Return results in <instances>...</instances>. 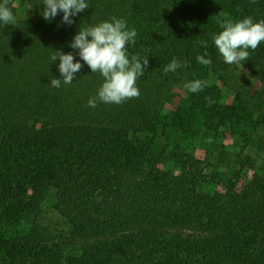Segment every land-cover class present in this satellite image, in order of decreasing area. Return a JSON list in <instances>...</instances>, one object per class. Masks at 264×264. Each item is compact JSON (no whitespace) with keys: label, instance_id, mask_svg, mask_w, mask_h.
<instances>
[{"label":"trees","instance_id":"obj_1","mask_svg":"<svg viewBox=\"0 0 264 264\" xmlns=\"http://www.w3.org/2000/svg\"><path fill=\"white\" fill-rule=\"evenodd\" d=\"M25 1L32 18L0 22L4 264H264V178L205 192L199 160L188 157L173 173L158 164L151 144L135 138L160 129L158 107L173 82L206 80L202 74L218 60L211 40L218 21L264 19V0H86L89 7L72 24L62 22V12L45 20L43 0ZM112 17L136 29L128 52L147 57L148 65L137 80L139 98L91 108L87 101L103 77L70 44L79 28ZM56 50L83 65L71 84L63 83L59 58L51 60ZM205 54L210 65L196 60ZM173 57L188 65L165 75ZM254 57L264 66L263 42ZM53 78L61 79L60 88L51 86ZM188 93L189 108L202 107L208 120L230 112L207 87ZM48 190L70 230L54 238L12 232ZM64 251L71 254L62 263Z\"/></svg>","mask_w":264,"mask_h":264},{"label":"rangeland","instance_id":"obj_2","mask_svg":"<svg viewBox=\"0 0 264 264\" xmlns=\"http://www.w3.org/2000/svg\"><path fill=\"white\" fill-rule=\"evenodd\" d=\"M11 4L17 19L34 16V8L25 0H11ZM215 30V34L222 30L220 24ZM249 51L250 58L240 65L225 63L218 52L213 70L206 69L202 74L210 82L207 88L216 93V103L234 115L229 112L208 120L202 107L194 112L189 108L185 78L173 82L163 96L158 107L160 129L155 134L140 133L135 137L151 144L158 164L173 173L181 172L182 162L188 157L199 160L205 192L223 191L231 185L241 189L251 180L264 178V79L260 78L264 66L255 59V51ZM208 122L214 126H206ZM55 204V193L48 190L36 212L22 216L11 231L27 234L36 230L49 238L67 233L71 225ZM69 254L63 252L62 263ZM0 264H4L1 252Z\"/></svg>","mask_w":264,"mask_h":264},{"label":"clouds","instance_id":"obj_3","mask_svg":"<svg viewBox=\"0 0 264 264\" xmlns=\"http://www.w3.org/2000/svg\"><path fill=\"white\" fill-rule=\"evenodd\" d=\"M11 0H0V22L4 25H14L16 17L10 6ZM255 3V0H252ZM42 16L45 20L53 19L58 12H62V22L72 24V17L84 12L89 7L86 0H43ZM221 31L213 35V41L218 52L227 64L240 65L250 58V49H255L264 42V19L254 21L252 17L240 20L226 19L220 22ZM137 31L129 28L122 18L112 17L98 24L79 28L74 35L70 47L78 49L80 59L87 64L92 73H99L103 77L101 86L94 97H90L87 104L95 108L98 103L122 104L132 98H139L140 91L137 80L148 65L147 57L139 54L129 55L128 45L135 44ZM207 48V41H198ZM59 58V72L65 85L71 84L83 65L74 60L71 52L54 51L51 60ZM196 60L202 65H210L211 59L205 55H197ZM177 58L164 68V74L175 72L178 68L186 67ZM54 88L61 87V79L50 81ZM208 80L194 79L184 84V88L191 93H199L209 87ZM210 106L214 101L206 96ZM99 199V197H98Z\"/></svg>","mask_w":264,"mask_h":264}]
</instances>
